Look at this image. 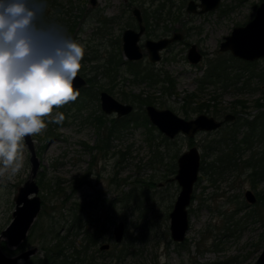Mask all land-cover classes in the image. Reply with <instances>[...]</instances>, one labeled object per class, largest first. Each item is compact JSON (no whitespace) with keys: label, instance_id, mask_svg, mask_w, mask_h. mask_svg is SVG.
Instances as JSON below:
<instances>
[{"label":"rangeland","instance_id":"374dc122","mask_svg":"<svg viewBox=\"0 0 264 264\" xmlns=\"http://www.w3.org/2000/svg\"><path fill=\"white\" fill-rule=\"evenodd\" d=\"M131 1L96 0V5L92 6L89 0H54L53 6L46 7L44 19L66 29L68 24V34L84 47L78 74L86 79L93 75L95 62L85 58L92 52H86V46L89 48L96 42L94 37L91 39L96 28V15L99 12L103 16L119 14L120 10L131 8ZM146 1L135 0L132 5L139 7V3ZM163 1L155 0L154 4ZM177 1L173 0L172 4ZM258 2L260 0H221V10L205 16L190 14L189 20L182 9L173 8L168 3L164 25L168 30L175 28L184 34L183 39L162 51V58L155 65L166 73L168 81L149 86L144 81L136 83L132 77L119 74L111 95L123 103L134 100L133 94L149 95L150 104L170 109L186 119L199 113L222 119L227 112L243 118L248 112L252 118L251 115L258 111L254 104L256 100L264 102V82L257 75L264 73V61L257 60L249 68L254 71L250 77L248 69L243 70L239 62L232 60L228 52H220L218 46L234 26L243 25L253 16ZM126 21H130L127 14H122L109 34L112 31V34L120 35ZM184 24L192 27L190 33L184 32ZM191 43L198 45V50L203 52L197 64H190L186 58ZM217 58L225 61L227 76L219 80L205 78L208 60ZM124 68L122 71L125 72ZM235 74H239L238 79ZM244 82L248 87L243 85ZM106 86H109L106 79L98 75L93 84L79 91L75 101L53 109L52 116L63 113L65 119L61 124L49 122L51 116L45 117L47 127L39 134L28 136L39 164L34 181L38 186L41 208L25 239L24 249L36 247L34 256L40 258L44 249L54 244L53 231L66 235L77 206L92 201L96 205L91 207V203L88 211L82 214L91 221L84 223L82 219L81 231L74 236L68 235V241L75 249H80L81 232L97 226L92 222L94 218L105 221L107 216H114L117 222L124 223L125 233L122 241L115 243L113 225L107 219L108 229L100 244L109 243L110 248L98 253L95 252L96 246L91 247L88 254L94 258L87 260V264H254L262 248L264 215L261 212L252 214L255 203L245 201L244 192L250 189L255 194V189L251 178L244 173L229 171L214 176L210 182L209 177L200 171L193 188L192 197L195 198L189 206V229L185 240L177 246L170 238L169 212L179 192L173 179L177 158L193 145L201 157L204 151L207 153L203 160L204 165H208L211 161L206 150L208 142L219 140L222 132L197 133L191 138L192 143L183 134L168 139L150 122L141 123L142 111L136 101V113L128 116L131 118L128 126L108 135L106 127L115 114H105L100 108L99 92ZM162 86L170 88L164 91ZM241 102L248 107L246 111L241 109ZM201 104H207L208 109L197 108ZM262 109L264 111V107ZM100 114L104 115L105 125L97 129L93 120ZM136 116L140 119L137 123L132 120ZM232 125L233 122L225 123L226 127ZM262 146L257 142L255 149ZM19 155L23 167L15 176L10 175V171L0 172V232L12 219L18 187L31 173L27 136ZM124 247L128 252L118 261V251ZM0 248L9 256L20 252L18 248L8 246L4 239L0 240ZM71 252L72 248L64 253L70 264L75 257ZM112 252L114 256H111ZM28 263V260H20L17 264Z\"/></svg>","mask_w":264,"mask_h":264},{"label":"clouds","instance_id":"9594fccd","mask_svg":"<svg viewBox=\"0 0 264 264\" xmlns=\"http://www.w3.org/2000/svg\"><path fill=\"white\" fill-rule=\"evenodd\" d=\"M47 0H0V172L15 176L26 136L51 123L61 124L54 108L75 101L73 81L84 47L56 22L44 19Z\"/></svg>","mask_w":264,"mask_h":264},{"label":"water","instance_id":"95a60500","mask_svg":"<svg viewBox=\"0 0 264 264\" xmlns=\"http://www.w3.org/2000/svg\"><path fill=\"white\" fill-rule=\"evenodd\" d=\"M94 4V0H91ZM220 0H202L201 11H207L218 7ZM190 7L192 4L189 5ZM138 20L139 12L134 10ZM142 27L139 32L125 30L123 33V53L130 60L139 59L142 53L137 45ZM180 38V34H174L172 38L161 39L155 42L148 41L145 47L151 61L160 59L159 50L164 49L170 42ZM220 51H229L237 59L252 61L264 57V2L257 8L255 17L243 26H235L229 35L223 37L219 44ZM187 60L190 64H196L201 60V54L192 44L187 52ZM86 80L77 74L73 81V88L78 89L85 86ZM100 108L105 114H115L117 117L128 115L132 112V105L122 103L106 91L99 94ZM146 116L149 122L156 127L168 139L183 134L189 138L198 132H211L217 130L223 121H231L235 116L226 113L223 120H217L213 116L204 113L194 118L186 119L178 116L170 109H160L152 104L145 106ZM30 150L31 173L22 186L18 187L14 196L15 209L12 212V220L9 225L0 232L1 238H5L9 246H17L27 234L30 225L40 209V198L37 195L38 186L34 181L38 169V160L33 149L32 142L27 136ZM177 170L174 179L180 186L179 193L169 213L170 237L175 242L184 240L189 228L188 206L191 201L194 183L200 170V152L196 146H191L182 152L177 158ZM245 198L249 203L255 202V196L250 191L245 192ZM124 233V224L119 222L114 228L115 240L120 242ZM35 252V248L22 252L18 256H7L0 249V264H16L21 259H27ZM254 264H264V239L263 247Z\"/></svg>","mask_w":264,"mask_h":264},{"label":"flooded vegetation","instance_id":"af4514ba","mask_svg":"<svg viewBox=\"0 0 264 264\" xmlns=\"http://www.w3.org/2000/svg\"><path fill=\"white\" fill-rule=\"evenodd\" d=\"M149 3H148V2ZM146 2H143L142 4H140L139 3V7H137V6H133L132 4H134L135 3V0H132L131 2H130V9L129 8H127V10L126 11H124V10H120V12H118L119 14H112L111 16H103V14H101L100 12L96 15V17H95V23H96V28H95V30H94V32H93V36H92V40H93V37L95 38L93 41H96V42H94V46H91V47H89L88 48V45L86 46V48H87V51L86 52H90V51H92L89 55H90V57H94L95 59L94 60H96V61H94L93 60V62H95V64H101L103 61H102V59L104 60L105 58H107V57H109V58H113V59H117L116 57H119V59H121L123 62H131V63H134L133 65H139V68L140 69H145L146 67H149V69H152L153 70V72L154 73H159V76H163V71H162V69H158L155 65L158 63V62H160V60H161V58H162V51H164L168 46H170L172 43H174V42H177V41H179V40H181V39H183L184 38V34L183 33H180V32H177V31H175V28L173 29V31H172V29H167L166 28V25H164V23H163V20L165 19L164 18V15H166L165 13H167L166 12V8H168V3H170L171 4V6L174 8V7H176L177 9L179 8V10L180 9H182V11H183V14H186L185 16L188 18V20H189V16H190V14L191 15H195V16H205V15H208V14H212V13H214V12H216L217 10H221V0L219 1V4H218V7H216V8H214V9H211V10H207V11H201L202 10V6H201V3H202V0H178L177 1V3L174 5V4H172V2H173V0H164L163 2H161V3H159V4H157V5H155L154 4V1L155 0H147ZM89 2H90V4L92 5V6H95L96 5V0H94V4L92 3V1L91 0H89ZM261 2H264V0H260V2H258L257 3V5L254 7V12H253V16L248 20V21H246L243 25H246L248 22H250L254 17H255V15H256V12H257V8H258V6H259V4L261 3ZM53 3H54V0H47V7H49L50 5L51 6H53ZM144 3H147V4H144ZM165 3V4H164ZM190 4H192V6L190 7L189 5ZM183 8H184V10H183ZM135 9H137L138 10V12H139V17H140V20H138V18H137V16H136V14L134 13V10ZM228 10H223V12H227ZM47 12H48V10H47ZM125 15V14H127V17L129 18V20L130 21H126L125 23H124V26H122V32L120 33V35H114V34H112V31L110 32V34H109V31H110V29H111V27L113 26V25H115V24H117V22H118V18L119 17H121V15ZM183 14H180V15H182V16H184ZM225 14V13H224ZM46 15V10L44 11V16ZM243 25H237V26H243ZM66 27H67V30H68V27H69V25L67 24L66 25ZM142 27V30H141V32H140V35H139V38H138V41H137V45H138V47H139V49H140V52L142 53V57L141 58H139V59H134V60H130V59H128V58H126V56L124 55V53H123V45H122V41H123V33H124V31L125 30H128V29H130V30H133V31H135V32H139L140 31V28ZM235 27V26H234ZM184 29H185V31L184 32H186V33H190V30L192 29V27L191 26H188L187 24H184ZM233 29V28H232ZM231 29V30H232ZM169 32H172L171 33V35H169L170 33ZM231 32V31H230ZM230 32L227 34V35H229L230 34ZM169 33V34H168ZM185 33V34H186ZM174 34H180V38L179 39H177V40H174V41H172V42H170L164 49H162V50H159V56H160V59L159 60H157V61H151L150 60V58H149V54H148V51H147V49H146V47H145V44H146V42H148V41H152V42H155V41H158V40H161V39H166V38H172V36L174 35ZM224 36H226V35H224ZM223 36V37H224ZM223 37H222V40H223ZM143 39V40H142ZM221 40V41H222ZM220 41V42H221ZM220 42H219V44H220ZM188 44V43H187ZM192 44H194L195 46H196V49L198 50V45H196L195 43H191V44H189V47H188V49L190 48V46L192 45ZM90 45V44H89ZM92 47H95V49H93ZM85 48V49H86ZM188 49H187V52H188ZM218 50H219V46H218ZM199 52H201L200 54H201V56L203 55V52L199 49L198 50ZM220 51V50H219ZM85 52V51H84ZM220 52H222V51H220ZM223 52H228L230 55H231V53L229 52V51H223ZM186 55H187V53H186ZM229 55V56H230ZM201 59H202V57H201ZM260 59H263V61H264V57H260V58H258V59H255V60H252V61H245V60H241V59H239L240 61H243V62H249L250 64H253V66H254V64H256V62H257V60H260ZM85 60H86V58H85ZM123 67H125V66H123ZM78 74V73H77ZM78 75H80V74H78ZM100 75V74H99ZM80 76H82V75H80ZM85 80H86V84H85V86H83V87H80V88H78V89H75V90H77L78 92L79 91H81L82 89H84L88 84H87V79L84 77V76H82ZM101 91H106V90H101ZM100 91V92H101ZM100 92H99V94H100ZM106 92H108V91H106ZM109 94H111L110 92H108ZM115 98V97H114ZM116 99V98H115ZM118 100V99H117ZM119 101V100H118ZM99 102H100V100H99ZM121 102V101H120ZM123 103V102H122ZM128 104H130V103H128ZM255 104V108L258 110L255 114H253V115H251L252 117L254 116V115H256L259 111H263V109H262V107H261V105L260 106H258L256 103H254ZM132 105V104H131ZM148 105V104H147ZM241 105V104H240ZM132 107H133V109H132V112H134V108H135V106L134 105H132ZM247 106H246V108H245V111L247 110ZM144 109H145V107H144ZM102 111V110H101ZM145 113H146V111H145ZM227 113H230V112H227ZM246 114V116H245V118H247V119H252V118H249V113L248 112H245ZM114 114V113H113ZM200 114V113H199ZM205 114V113H204ZM226 114V113H225ZM224 114V115H225ZM231 114H233V113H231ZM244 114V113H243ZM224 115H223V117H224ZM234 116H235V118L233 119V120H231V121H223V123H222V125L217 129V130H215V131H211V132H204V133H209V134H211V133H215L216 131H218V130H220L221 128L224 130V131H226V129H229L230 127H226L225 126V123H227V122H234V121H236V119H237V113H235V114H233ZM125 116H127V115H125ZM209 116H212V115H209ZM121 117H124V116H121ZM121 117H117L116 115H115V118H121ZM214 117V116H213ZM112 118H114V117H112ZM215 119H217V120H223V118L222 119H219V118H216V117H214ZM241 118H243V117H241ZM245 130V127H241L240 128V132H242V131H244ZM198 133H200V132H198ZM177 136V135H176ZM175 136V137H176ZM195 136V135H194ZM193 136V137H194ZM242 136V134L241 135H239V138ZM189 138V137H188ZM192 138V137H191ZM190 138V139H191ZM220 140V139H219ZM211 142H213V143H211ZM210 143L208 142V146H207V149H210V150H212L213 152H216L219 148H221V147H224L225 146V144L224 143H222L221 142V147H218V142L217 141H214V139L211 141ZM257 142H259V143H261L262 144V142L261 141H257V140H254L253 141V143H252V148H250V149H246V150H244V152H243V154H242V158H244V159H246V158H249V156L250 155H252V152H255V153H258L257 155H255V156H260L261 155V151H262V147H261V149H255V144L257 143ZM216 145H217V148H214L213 146H215L216 147ZM193 146V145H192ZM191 147V146H190ZM184 152V151H183ZM260 153V154H259ZM29 160H30V158H29ZM239 162V164H241L242 163V165L240 166V168H237V169H239V170H232V171H234V172H237V173H244L245 174V176L247 177V172H246V169L247 168H250L247 164H245L246 162H243V161H238ZM200 166H201V155H200ZM176 167H177V163H176ZM176 170H177V168H176ZM226 172L225 173H227V172H229L230 170L229 169H226L225 170ZM199 172H200V170H199ZM175 174H176V171H175ZM175 176V175H174ZM198 176H199V174H198ZM173 179H174V177H173ZM197 179H198V177H197ZM175 180V179H174ZM176 181V180H175ZM197 181V180H196ZM177 182V181H176ZM196 183V182H195ZM194 183V184H195ZM263 180H261V181H259V187L258 188H260L263 184ZM177 185H178V183H177ZM179 186V185H178ZM253 187V186H252ZM193 188H194V186H193ZM255 189V194H254V192L252 191V190H250V189H247V190H250L253 194H254V196H255V204H256V201H257V195H256V188H254ZM179 190H180V186H179ZM246 190V191H247ZM245 191V192H246ZM245 192H244V198H245ZM179 193V192H178ZM192 195H193V192H192ZM176 200V199H175ZM245 201L248 203V204H254V203H249L247 200H246V198H245ZM86 202H90V203H93L92 204V206L91 207H93V206H95L96 205V203L95 202H92V201H85V203ZM175 202V201H174ZM85 203L84 204H79V206H80V209H79V211H81L82 212V207L81 206H86L85 205ZM192 203V196H191V201H190V204ZM190 204H189V206H190ZM188 206V217H189V207ZM89 207H90V205L88 206V208H87V211H88V209H89ZM248 207H249V205H248ZM40 208H41V201H40ZM173 208V207H172ZM14 209H15V207H14ZM172 210V209H171ZM14 211V210H13ZM39 211H40V209H39ZM39 211H38V213H39ZM86 211V212H87ZM38 213H37V215H38ZM170 213V212H169ZM37 215H36V217H37ZM75 217L73 218V220H72V223H71V225L69 226V228L67 229V234L66 235H64V236H61L60 235V233H58V232H54L53 231V233H52V237L55 239L54 240V244H52V246L51 247H49L50 248V250H47V249H49V248H45L44 249V252H43V254L41 255V257L40 258H38V257H36V256H34L35 254H36V252H37V248L36 247H32V248H28V249H24L25 248V246H26V237H27V235H28V232H29V230H30V228H31V226H32V224H33V222H34V220L36 219V217L34 218V220H33V222H32V224L30 225V228L28 229V231H27V234H26V236H25V238L23 239V240H21L20 241V243L17 245V246H15V247H13V248H18V250L20 251V252H18V253H15L14 255H11V256H18V255H20L22 252H25V251H28V250H30V249H33V248H35V252L34 253H32V254H30L29 256H28V258L27 259H19L18 261H17V263L20 261V260H24V261H26V260H28L29 261V263L28 264H36V262L39 260V259H41L42 257H44L45 256V254H48L49 253V256H51V254H53V251H51V249L57 244V242H58V240L59 239H61V238H63V237H65L66 238V240L64 241V243H62L61 245V249H62V251H60V255H59V257L57 258V261H64V263H62V264H70L69 262H67L66 261V259H68V256H65L64 255V253H66V251L68 250V249H70V248H72L73 250H75V248H74V246H73V244L71 243V242H69L68 241V235H77L80 231H81V229H82V222H81V220L82 219H84V223L86 222V221H91L90 220V218H88V217H83V215H80L81 216V218H77L76 217V215H74ZM107 219H110L111 220V222H109L110 224H112L113 225V228H112V234H113V240H114V242L115 243H118V241H116L115 240V237H114V228L116 227V225L119 223V222H117L115 219H114V216H111V218L109 217V216H107ZM106 219V220H107ZM12 220V219H11ZM106 220L104 221V220H99L98 218H94L93 220H92V222H94L95 224H97V226H95V227H93V229L92 230H88L87 228H85L84 229V231H82L81 233L83 234V240H82V242L80 243V249L79 250H83V249H85L86 248V246H87V244H89V241H88V239H87V236H88V233H90V232H92L93 230H96V229H98L99 228V225L101 226V228H100V230H102L101 232H102V235H101V237L99 238V239H97L96 240V242H95V244L94 245H91L90 246V248L92 247H95L96 246V251L95 252H102V251H108L109 250V248H110V244L109 243H101L100 244V240L102 239V238H104V234H105V232H106V230L108 229L107 227H106ZM11 222V221H10ZM120 222H122V221H120ZM123 223V222H122ZM124 224V223H123ZM169 224H170V218H169ZM9 225V224H8ZM7 225V226H8ZM6 226V227H7ZM5 227V228H6ZM88 227V226H87ZM4 228V229H5ZM189 229V228H188ZM73 230V231H72ZM56 233H58L57 235H58V237L55 235ZM124 233H125V225H124ZM124 233H123V237H124ZM169 233H170V231H169ZM187 233V232H186ZM60 235V236H59ZM123 237H122V239H123ZM185 237H186V235H185ZM171 238V237H170ZM2 239H4L5 241H6V239L5 238H1V240ZM264 239V238H263ZM172 240V239H171ZM184 240H185V238H184ZM183 240V241H184ZM122 241V240H121ZM120 241V242H121ZM173 241V240H172ZM183 241H181V242H175V241H173V242H175L176 243V245L177 246H180L179 244H182V242ZM7 243V242H6ZM70 244V246L68 247V245ZM8 245V244H7ZM9 246V245H8ZM73 246V247H72ZM11 247V246H10ZM65 247V248H64ZM262 247H263V241H262ZM1 249V248H0ZM2 250V249H1ZM88 250H89V248H88ZM261 250H262V248H261ZM3 252V251H2ZM128 252V249L126 248V247H124L123 248V251H122V256L119 258H117V256H116V258H117V260L118 261H121V258L126 254ZM261 252V251H260ZM4 253V252H3ZM5 254V253H4ZM71 255H73L74 254V252H71L70 253ZM6 255V254H5ZM118 255V254H117ZM7 256H9V255H7ZM73 256H75V255H73ZM89 256H91V255H89L88 254V251H87V257L86 256H81V257H74L73 258V260L71 261V264H73L74 262V264H77V262H79L78 264H82V263H84V261H86V263L85 264H87V260H89V259H93L94 258V256H91V257H89ZM111 256H114L113 255V252L111 253ZM59 258H60V260H59ZM115 258V259H116ZM54 259V258H53ZM16 263V264H17ZM56 264V263H55Z\"/></svg>","mask_w":264,"mask_h":264},{"label":"trees","instance_id":"16d2710c","mask_svg":"<svg viewBox=\"0 0 264 264\" xmlns=\"http://www.w3.org/2000/svg\"><path fill=\"white\" fill-rule=\"evenodd\" d=\"M117 59L113 58H105L104 60L102 59L101 64H93L92 65V72L93 75L91 77L87 78V84H93L94 83V78H96L99 74L106 79V84L109 85L108 87L106 86L104 89L110 93L113 92V88L115 87V82L117 80L118 75L123 74L125 76H130L132 77L133 82L139 83L141 81L146 82L149 86H153L154 84L157 83H162L167 82V75L166 73L163 72L162 78H159V73H154L152 69H149V67H146L145 69H140L139 65H133L134 63L131 62H123L119 57H116ZM232 60H235L236 62H239L242 66L243 70L248 69V74L251 77L254 75V71L250 70L249 68L253 67V64H250L249 62H243L240 61L239 59H236L232 56H230ZM88 61H93L95 58L88 56L86 58ZM96 61V60H94ZM209 63V68L206 71L205 78L208 79H214V80H219L221 77L223 78L225 75L227 76L226 72V66H225V61L222 59H212L208 60ZM123 66H125V72L122 71ZM256 75V74H255ZM259 78L262 82H264V73L258 74ZM235 77L237 79L239 78V74H235ZM245 87L247 86V82H244L243 84ZM243 86V87H244ZM163 90H168L170 86H165L163 87ZM124 92V91H122ZM121 92V93H122ZM91 94V93H90ZM123 94V93H122ZM148 94V93H147ZM146 96V95H145ZM143 97L142 94H133L132 97H134V100H130V104L135 105L134 102L138 101L140 104L137 103L138 108L142 111V118H141V123L146 125L149 123V120L146 116L145 109L142 105L150 104L151 103V97L147 95L146 97ZM82 99H84L86 102L88 101V98H85V96H81ZM258 106L261 105V107H264V102H258L256 100L255 102ZM205 107L208 109L207 104H201L198 105L197 108L200 110ZM246 105L245 103L241 102V109L245 110ZM136 112H131L130 114L133 115ZM124 116L121 118H110L111 124L106 127V132L108 135L114 134L120 130L121 127H126L128 126L129 122L131 121V118L128 117L130 116ZM103 114H100L99 116L95 117L93 120V124L97 129H100L102 126L105 125V121L103 120ZM133 122L137 123L140 119L136 117H132ZM245 127V130L240 132V128ZM217 132H222L220 135V140H214L217 141L218 145L222 143L225 144L224 147L219 148L216 152H213L210 149L206 150L208 151V155H210L211 161L208 163V165H204V160L203 157L206 156V152L204 151L203 156L201 157V166H200V171L202 172L203 176H207L210 179V182H213V177L217 176L219 174H224L226 169H229L230 171L232 170H239L237 168H240L242 165L239 164L238 161H243L246 162L250 168L246 169L247 172V177L251 178L253 188H256V195H257V201L254 207L252 208V214L257 215L259 212H261L262 215H264V184L259 187V181L263 180L264 181V111H259L256 115L252 117V119H247V118H241L237 116L236 121L233 122V125L224 131L222 128ZM209 134V133H208ZM242 136L239 138V135ZM254 140L261 141L263 146H262V151L260 156H255L258 153L252 152V155L249 156V158H242V154L244 150L252 148V143ZM192 143V139H190ZM213 143V142H211ZM96 146L100 147L98 144ZM97 147V148H98ZM214 148H217L213 146ZM260 154V153H259ZM211 174V175H209ZM211 176V177H210ZM130 194V193H129ZM194 196L192 197V201L194 200ZM90 202H86V206H81L82 207V212L79 211L80 206H77L76 215L77 218H81L80 215L85 213L87 211L88 206L90 205ZM259 217V215H258ZM101 226L99 225V228L96 230H93L92 232L88 233L87 239L89 241V244H87L86 248L83 250H73L74 254L76 257H81V256H86L87 257V251L88 248L90 249L91 245H94L96 240L99 239L102 235V230H100ZM56 233L55 235L58 237ZM66 240L65 237L61 238L58 240L57 244L51 249L53 251V254L49 256L48 254H45L44 257L39 259L36 264H62L64 261H57V258L60 255L61 249V244L64 243ZM182 245V244H179ZM70 244L68 245V247ZM73 247V246H72ZM65 248V247H64ZM47 250H50L47 249ZM122 249H119L117 258L121 257L122 255ZM91 257V256H89ZM54 258V259H53ZM210 264H215V263H210Z\"/></svg>","mask_w":264,"mask_h":264}]
</instances>
